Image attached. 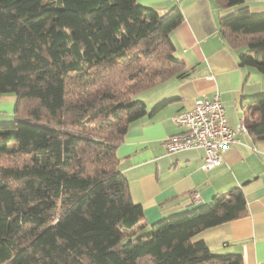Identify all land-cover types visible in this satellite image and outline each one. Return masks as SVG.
<instances>
[{"label": "trees", "instance_id": "1", "mask_svg": "<svg viewBox=\"0 0 264 264\" xmlns=\"http://www.w3.org/2000/svg\"><path fill=\"white\" fill-rule=\"evenodd\" d=\"M214 1L235 9L219 30L245 49L239 65L264 75V15L248 0ZM182 21L178 6L161 14L137 0H0V99L15 102L0 123V264H243L193 241L247 216L241 188L145 230L118 167L148 113L135 96L189 76L171 38ZM244 121L264 141V94Z\"/></svg>", "mask_w": 264, "mask_h": 264}, {"label": "crops", "instance_id": "2", "mask_svg": "<svg viewBox=\"0 0 264 264\" xmlns=\"http://www.w3.org/2000/svg\"><path fill=\"white\" fill-rule=\"evenodd\" d=\"M137 3L161 14L177 6L181 9L183 21L171 38L175 57L184 63L183 73L189 74L173 76L135 96L148 113L131 124L116 151L131 199L143 208L142 227L152 230L165 218L209 205L216 195L241 188L247 216L206 229L193 241H205L217 255H240L243 264H264V141L237 133V142L222 151L223 163L211 170L203 169L202 149L169 153L165 147L169 137L185 131L173 117L193 109L204 96L220 93L226 117L236 129L244 121L249 100L264 94V75L239 65L245 49L228 47L220 35L221 18L235 9L224 10L214 0ZM245 6L253 15H264V0H248ZM10 101L14 102L11 96L0 99V122L14 120Z\"/></svg>", "mask_w": 264, "mask_h": 264}, {"label": "built area", "instance_id": "3", "mask_svg": "<svg viewBox=\"0 0 264 264\" xmlns=\"http://www.w3.org/2000/svg\"><path fill=\"white\" fill-rule=\"evenodd\" d=\"M173 122L185 129L183 133L169 137L165 147L169 153L189 149H202L205 153L203 169L211 170L223 163L222 151L237 142V133H248L245 121L232 128L220 93L212 98L196 101L191 110L182 111L173 117ZM198 197L194 196V201Z\"/></svg>", "mask_w": 264, "mask_h": 264}, {"label": "rangeland", "instance_id": "4", "mask_svg": "<svg viewBox=\"0 0 264 264\" xmlns=\"http://www.w3.org/2000/svg\"><path fill=\"white\" fill-rule=\"evenodd\" d=\"M7 103H12V108L10 109V115L12 116L13 113H14V108H15V102L13 101H10V102H7ZM11 119V118H10ZM5 121H9V120H5ZM0 123H6V122H0ZM126 241V240H125Z\"/></svg>", "mask_w": 264, "mask_h": 264}]
</instances>
